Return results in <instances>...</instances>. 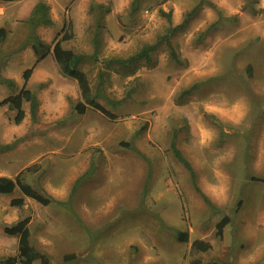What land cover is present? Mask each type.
<instances>
[{"label": "rangeland", "instance_id": "rangeland-1", "mask_svg": "<svg viewBox=\"0 0 264 264\" xmlns=\"http://www.w3.org/2000/svg\"><path fill=\"white\" fill-rule=\"evenodd\" d=\"M38 1L51 19L34 29L49 45L42 58L27 23ZM199 1L140 0L133 10L132 0H0V99L32 67L26 87L39 100L34 114L23 103L19 123L0 107V176L20 174L51 198L12 205L21 191L0 193V264L18 252L5 227L24 218L51 264H264V182L253 179L264 177V0H201L171 37L176 58L163 44L149 62L111 60L153 42ZM65 34L62 46L86 55L79 68L112 117L74 108L77 81L52 53ZM194 239L211 248L192 250Z\"/></svg>", "mask_w": 264, "mask_h": 264}, {"label": "trees", "instance_id": "trees-1", "mask_svg": "<svg viewBox=\"0 0 264 264\" xmlns=\"http://www.w3.org/2000/svg\"><path fill=\"white\" fill-rule=\"evenodd\" d=\"M2 1H11V0H2ZM140 0H132L131 6L132 9H136L139 6ZM201 0L190 10L186 11L183 20L177 24H169L165 31L156 37L153 42L144 44L138 51L132 53L126 58L113 57L111 60L116 61L120 64L133 63L140 59H145L146 61H151L152 53L156 51L161 45L165 44L170 49V54L173 58H176L174 48L171 43V37L185 27L190 17L196 12L197 8L200 6ZM100 8L104 6L102 4L97 5ZM107 8V7H106ZM168 18L170 16L169 12L164 13ZM51 22V19L48 15L47 5L38 1L32 8L29 17L27 18V23L31 29V34L29 39L33 51L36 55H39L40 58L44 57L49 52V45L44 44L41 39L34 33V29L39 24H48ZM98 24H96V27ZM4 29L0 28V38L4 36ZM69 37L68 34L63 35L61 38L56 40L52 46V53L59 64L61 71L77 81L78 88L82 100L77 102L74 106L78 113H84L88 106H92L107 116H113L112 113L105 108L102 104L96 101V97L101 93V89L98 87L94 92L86 73L79 68L80 63L84 60L85 54L75 52L72 49L65 48L62 46V41ZM95 45L98 42L97 34L94 37ZM32 67L27 68L23 73V86L20 90L12 95L6 96L0 99V107L8 106L16 110L14 121L16 123L21 122L24 118L25 112L23 109V103L28 102L31 106V112L34 114L37 110L39 100L34 91L26 87V83L31 75ZM5 82L11 84L10 79H5ZM185 92H189V89ZM171 148L176 157L184 164V166L190 171L191 178L193 183H195V173L190 162L184 157L179 148L176 147L175 142L172 141ZM255 180H261L264 182V177H253ZM15 189H19L22 193V196L13 198L11 200L12 205H21L25 201V197H30L41 204H48L51 201L50 197L43 195L34 189L31 185L25 183L20 174H17L14 178L8 176H0V193H11ZM206 198V197H205ZM229 222V217L224 216L216 224V233L222 235L223 227ZM5 232L10 235L18 236V252L15 256L8 257L7 262L12 264L17 261L23 262V264H31L33 259L37 256L40 258L39 264H51L49 257L40 253L30 244V230L28 227V219L24 218L19 220L11 226L5 227ZM188 233L186 231H180L177 234L179 240L186 241L188 238ZM211 248V243L202 239H194L191 243V249L197 251H207ZM71 255L70 257H72ZM69 257V256H68ZM189 264H218L217 261H206L203 262L200 258H193Z\"/></svg>", "mask_w": 264, "mask_h": 264}]
</instances>
